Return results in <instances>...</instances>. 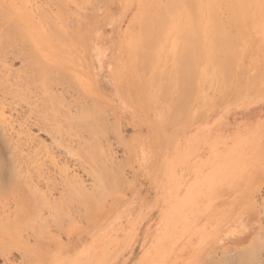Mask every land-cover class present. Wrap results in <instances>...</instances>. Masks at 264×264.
<instances>
[{
	"label": "rangeland",
	"instance_id": "rangeland-1",
	"mask_svg": "<svg viewBox=\"0 0 264 264\" xmlns=\"http://www.w3.org/2000/svg\"><path fill=\"white\" fill-rule=\"evenodd\" d=\"M61 1L72 15L68 14L74 16L72 0H0V180L9 188L11 185L7 194L6 184L1 180L0 202L6 203L10 210L17 209L19 215L23 212L44 217L35 221L40 225L39 228L34 225V232L19 231L16 242L27 241L34 247L41 239L55 236L63 246H80L105 231L112 240L108 245L111 251L125 247L112 264H134L156 237L162 195L174 192L184 197L204 173L215 174L210 172L217 162L223 171L218 169L216 187L209 189L208 182L200 183L204 189L201 198L210 199L211 203L203 208L198 222L221 219L222 236L229 227H234L251 232L249 241L260 234V241L252 248L250 242L225 250L218 248L202 264L211 261V264H264V0H213L216 7L212 9L198 2L196 6L192 2H188L189 6L188 3L172 6L171 0H159L153 7L165 10L163 14L161 9L157 10L162 15L156 11L151 17L153 21L155 18L156 27L149 21L152 23L149 26L156 29L154 33L150 32L153 29L148 30L146 43L152 46L147 48L146 43L134 46L141 36L140 25L133 26L134 32L130 30V21L139 11L138 5L132 4L134 0H105L107 7L101 3L104 0L100 1L105 7L102 5L97 15L89 19L90 27L85 32H80L75 18L61 10ZM234 1H243L244 8L242 5L238 8L239 3ZM241 6L247 13L241 11ZM238 20L247 23L243 25ZM53 29L79 35L64 45L66 49L51 55V46L60 44L59 40L45 39L47 33L57 32ZM158 34L163 41L160 44ZM135 36L136 41L132 39ZM41 42L46 49L35 50V44ZM172 43L174 50L169 47ZM137 46L150 52L146 60L141 58L142 65L146 64L141 65L143 68L152 65L144 68L142 75L129 70L127 62L128 51L131 48V52L137 53ZM97 49L103 51L100 62L95 59ZM61 54L66 55L64 65H56ZM34 61H40L38 70L42 75L46 73L42 80L30 75L37 70ZM48 65L56 68L51 71L54 74L43 71L50 69ZM26 77L32 80L34 77L33 83H40L32 84ZM46 77L48 80H44ZM57 79L59 83H55ZM41 85L58 102L55 111L58 119L70 117V122L62 127V135L57 137L59 141L69 136L75 138L70 152L57 142L59 147L56 146L49 129L43 127L45 119L51 123L44 118L51 116V108L42 106L45 102L38 91L44 88ZM33 96L41 103L35 102ZM73 96L79 97L83 107L68 106L76 99ZM85 108L90 113H85ZM93 112L100 116L89 115ZM89 123L96 131L91 129L95 133L87 136L90 132H85L84 126ZM91 125H87L89 131ZM189 144H194L192 150ZM168 162L176 170L175 180L166 189ZM101 174H105L103 183L97 179V176L103 179ZM64 180L68 185L75 184L72 191L70 188L67 193L62 191ZM15 184L25 191L28 186L38 185L40 190L32 194L39 200V209L37 206L32 209L36 210L34 213L23 204L16 207L10 193L21 197L22 191L18 187L14 192ZM81 186H85L86 192L92 191L89 194L95 189V197L84 199L79 194L84 188L79 189L81 192L76 189ZM16 227L3 225L6 240L11 241ZM187 228L181 227L184 233ZM50 247H55V243ZM227 250L230 252L223 253ZM21 254L18 249L10 255L12 264H30ZM35 256L32 254L29 260H35ZM0 264H6L3 257Z\"/></svg>",
	"mask_w": 264,
	"mask_h": 264
},
{
	"label": "bare ground",
	"instance_id": "bare-ground-1",
	"mask_svg": "<svg viewBox=\"0 0 264 264\" xmlns=\"http://www.w3.org/2000/svg\"><path fill=\"white\" fill-rule=\"evenodd\" d=\"M100 1H102V0H72V2L74 3V7H75V10H76V14L74 15V16H72L71 17V13L70 12H67V8H66V5L64 4V7H63V2L61 1L60 3H62V4H60V8H61V10H64L63 12H67V14L68 13H70V14H68V15H70L69 17H71L73 20H74V18L76 19V22H77V25H79V30H80V32H85L90 26V24L88 23L89 22V19L90 18H93L94 16H96L97 15V11L100 9V7L103 5V4H105V6L107 5L106 3H104L105 2V0L104 1H102L101 3H103L102 5L100 4ZM155 1V2H154ZM162 1V0H161ZM164 1V0H163ZM167 1V0H166ZM194 1H195V3H194ZM223 1V0H222ZM233 1V0H232ZM231 1V2H232ZM245 1H247V0H245ZM244 1V2H245ZM253 1V0H252ZM251 1V2H252ZM99 2V3H98ZM157 2H159V0L157 1V0H134V2H132V4L133 5H138V12H136L134 15H133V18H132V20L130 21V26H132V28L130 29L132 32H134L135 31V28H133V26H135L136 27V25H140V33H139V35L141 34V36L139 37V38H137L138 39V41H136V37L137 36H135V37H133L132 39H134V41H136L135 42V45L134 46H136L138 43H146V40H147V37H148V34H149V32H148V30L150 29H153V30H151L150 32L151 33H154V32H152V31H155V29L156 28H154L153 26H155L156 27V20H155V18H154V21H153V19H151V17L154 15V13H156L157 14V12H160L159 14L160 15H162L163 14V12H164V8L163 9H161V4H160V8H158V9H156V7L154 8L153 6H155V5H158V3ZM168 2H170V0H168ZM167 2V3H168ZM188 2H192L194 5L196 4V2H198L200 5L202 4V5H204V4H207V5H209V6H207V7H209L210 9H212V7H214L215 6V4L213 3L214 1L213 0H193V1H187V0H171V4L170 5H172V6H174V5H179V6H181V5H186ZM236 2H238L239 3V1H236ZM235 1H234V3H236ZM58 3V2H57ZM117 3V2H116ZM155 3V4H154ZM157 3V4H156ZM242 3H243V1H242ZM242 3L240 2L239 3V6H238V8L240 7V5H242ZM166 4V3H165ZM193 4H191V5H193ZM198 4V5H199ZM237 4V3H236ZM59 5V4H58ZM188 6H189V3L187 4ZM186 5V6H187ZM227 5V4H226ZM246 5H248V4H246ZM104 5H103V7H105ZM108 6V5H107ZM106 6V7H107ZM132 6V5H131ZM164 6V5H163ZM162 6V7H163ZM196 6V5H195ZM243 6V5H242ZM242 6H241V9H243L244 8V6H243V8H242ZM250 6H252V5H250ZM164 7H166V8H168L169 9V7H167V6H164ZM171 7V6H170ZM216 7V6H215ZM226 7V6H225ZM60 8H59V10H60ZM64 8H66V9H64ZM155 9V10H151V9ZM201 8V7H200ZM233 8H235V5L233 6ZM237 8V9H238ZM245 8H246V6H245ZM253 8H254V6H253ZM252 7H251V9H253ZM101 9H102V7H101ZM161 9V11H162V14H161V11H157V10H160ZM171 9V8H170ZM175 9V8H174ZM236 9V8H235ZM105 10V9H104ZM246 10H247V8H246ZM151 11H153V12H151ZM157 11V12H156ZM241 11H245L244 9L243 10H241ZM104 12V11H103ZM172 12V11H171ZM170 12V13H171ZM238 12H240V11H238ZM237 12V13H238ZM246 12V11H245ZM248 12H250V11H248ZM247 13V12H246ZM246 13H244L245 15H247ZM96 14V15H95ZM158 14V15H159ZM232 14H233V12H232ZM241 14V12L239 13V15ZM249 14V13H248ZM159 15V16H160ZM168 15H171V14H169L168 13ZM167 14H166V16H168ZM234 15V14H233ZM243 15V14H242ZM235 16V15H234ZM248 16V15H247ZM246 16V17H247ZM68 17V16H67ZM68 17V18H69ZM160 17H162V16H160ZM164 17V16H163ZM162 17V18H163ZM236 17V16H235ZM238 18H239V16H237ZM243 17V16H242ZM164 18H166V17H164ZM170 18V17H169ZM70 19V18H69ZM167 19V18H166ZM171 19V18H170ZM169 19V20H170ZM243 19V18H242ZM246 19V18H245ZM68 20V19H67ZM72 20V21H73ZM91 20V19H90ZM152 21V23H154V25L152 26V28L150 27L151 26V24L149 23V21ZM160 20L161 19H159V21L157 22V23H161L162 22V20H161V22H160ZM173 20V19H172ZM244 20V19H243ZM252 20V19H251ZM69 21V20H68ZM112 21H114V20H112ZM163 21H165V20H163ZM238 21H242V20H238ZM74 23V22H73ZM241 23V22H240ZM242 23H243V21H242ZM245 23H247V22H245L244 21V23H243V25H245ZM250 23V22H249ZM169 24H170V22H169ZM168 24V25H169ZM74 25V24H73ZM73 25H71V26H73ZM150 25V26H149ZM158 25V24H157ZM171 25V24H170ZM238 25V24H237ZM247 25V24H246ZM250 25V24H249ZM55 27H57L56 26V24L54 25ZM75 26H76V24H75ZM242 26V25H241ZM68 28H70V23H69V25L67 26ZM149 27V28H148ZM162 27V26H161ZM163 27H165V26H163ZM166 27H167V25H166ZM166 27H165V29H166ZM240 27V26H239ZM168 28V27H167ZM53 30H60V29H53ZM159 30H161V29H159ZM249 30V29H248ZM161 31H164V30H161ZM161 31H159V32H161ZM58 32V31H57ZM57 32H53V33H51V32H49V33H47L46 34V36H45V39H49V41H58L59 40V45H58V43L56 44H53L52 46H51V48H50V54L52 55L53 53H55V52H57V51H63V49H66L67 48V46L66 47H64V45L66 44V43H68V41H70V43H72L73 41H74V38L75 37H77L78 35H79V32H73V34L70 32V31H65V32H63V30L62 31H59L58 33ZM105 32V31H104ZM158 32V33H159ZM150 33V34H151ZM134 34V33H133ZM157 34V33H156ZM161 34V33H160ZM58 35L60 36V39H59V37H58ZM136 35V34H135ZM151 35H153V34H151ZM131 36V35H130ZM160 35L158 34V38H160L159 37ZM163 36V34L161 35V37ZM151 37H153V36H151ZM155 37H156V35H155ZM155 37H154V39H155ZM149 38V37H148ZM164 38V37H163ZM171 39V38H170ZM151 40H152V38H151ZM158 40H160V42H158L159 44L161 43V41H162V39L160 38V39H158ZM42 41H43V39H42ZM141 41V42H140ZM148 41V40H147ZM154 41L152 40V43H153ZM156 42V41H155ZM163 42V41H162ZM151 43V42H150ZM169 43V42H168ZM147 44V43H146ZM43 45H44V42H41V44L40 45H36L35 44V47H33V48H35V50L36 49H41V50H43V49H46V47L44 48L43 47ZM141 45V44H140ZM168 45V44H167ZM172 45H174V43H172L171 44V46L169 45V47L171 48L172 47ZM45 46V45H44ZM98 46V45H97ZM145 46V45H144ZM149 46H152V45H149V42H148V44L145 46V48H147V47H149ZM133 47V46H132ZM168 47V48H169ZM156 48V47H155ZM137 53H133V52H131L130 50H131V48H130V50L128 51V53H127V55H128V57L129 58H127L128 59V66H129V70H131V69H134V70H137V74L139 73L140 75H142L143 74V71L142 70H145L146 69V67L148 66H146V67H142L143 65H146V64H143L142 65V63H141V58H145V60H146V58H147V53H148V51H146V52H144L145 51V49H144V47L142 46V48L139 46H137ZM150 49V48H149ZM149 49H146V50H149ZM152 49V48H151ZM166 49V48H165ZM171 49H175V46H173ZM34 50V49H33ZM93 50V49H92ZM97 50H99V49H97ZM66 51V50H65ZM69 51V50H68ZM166 51V50H165ZM45 52V51H44ZM85 52V51H84ZM155 52V51H154ZM158 52V51H157ZM39 53V52H38ZM62 53V52H61ZM150 53V52H149ZM148 53V54H149ZM171 53V52H170ZM44 54V53H43ZM63 54V53H62ZM61 54V56L59 57L60 58V60L59 61H57L56 60V65H62L63 63H64V58H65V56H63ZM96 55V57H95V59L98 61V62H100L101 61V59H102V54H103V51L102 50H99V51H97L96 53H95ZM158 54V53H157ZM154 55V54H153ZM155 56V55H154ZM153 56V57H154ZM138 57V58H137ZM150 57V56H149ZM54 59V58H53ZM56 59V58H55ZM54 59V60H55ZM137 59L139 60V62L137 61ZM149 59V58H148ZM147 59V60H148ZM24 60V59H23ZM39 60V59H38ZM150 61V60H149ZM35 63H33L34 64V66L33 67H35V68H37V70H32L31 72L34 74V75H32V73L30 74L31 76H34L35 77V75L37 76L36 78H37V80H39V78H40V80H42L41 79V77L43 78L44 77V75H46V73L45 72H47V74L49 75V73L52 71V70H54L55 71V69L53 68V67H49V66H51V65H48V68L47 69H49V70H43V71H45L44 73L45 74H43L42 75V73H41V71L40 70H38L39 69V63H40V61H38V62H36V61H34ZM63 62V63H62ZM113 63V62H112ZM149 63V62H148ZM151 63H152V60H151ZM65 64H66V62H65ZM64 65V64H63ZM142 65V66H141ZM118 66H119V63L116 65V70L118 69ZM141 66V67H140ZM150 66H152V65H150ZM150 66H148L147 68H149ZM111 67V66H110ZM143 68V69H141L140 70V68ZM53 68V69H52ZM112 68V67H111ZM151 68V67H150ZM60 69V68H59ZM114 70H115V68H114ZM34 71H35V73H34ZM60 71V70H59ZM57 72V71H56ZM56 72H55V74H56ZM52 73V72H51ZM52 74H54V73H52ZM51 74V75H52ZM64 74H67V72L66 73H64ZM56 75H58V74H56ZM60 75V74H59ZM1 76V75H0ZM26 76V75H25ZM62 76V75H61ZM60 76V77H61ZM69 76V75H68ZM34 77H32L33 78V80L35 81V79L36 78H34ZM39 77V78H38ZM48 77V76H47ZM46 77V78H47ZM51 77H53V76H51ZM63 77V76H62ZM142 77V76H141ZM54 78V77H53ZM55 78H57V76H55ZM59 78V77H58ZM63 78H65V77H63ZM28 79V77H26V80ZM52 79V78H51ZM71 79V78H70ZM69 79V80H70ZM72 79H73V77H72ZM28 80H32L31 78L30 79H28ZM31 81L32 82V84H37L39 81H37V83H33L34 81ZM44 80H48V78L47 79H44ZM55 80V79H54ZM58 80V79H57ZM59 80H60V78H59ZM59 80L58 81H55V83L57 82V83H59ZM66 80V79H65ZM147 80H149V79H147ZM61 81H62V79H61ZM74 81V80H73ZM17 82L19 83V80H17ZM21 82V81H20ZM30 82V83H31ZM63 82H64V80H63ZM152 82H154V81H152ZM40 83V82H39ZM49 83H51L50 82V80H49ZM60 83H62V82H60ZM72 83H75V82H72ZM71 83V84H72ZM46 84V83H45ZM66 84V83H65ZM64 84V85H65ZM69 83H67V86L69 87V85H68ZM1 85V84H0ZM20 85V84H19ZM39 85V87H40V84H38ZM37 85V86H38ZM64 85H62L63 87H64ZM75 85H77V84H75ZM27 86V85H26ZM42 86V85H41ZM48 86V85H47ZM58 86V85H57ZM56 86V87H57ZM61 86V87H62ZM66 86V85H65ZM39 87H37V89L39 88ZM42 87H44V86H42ZM60 87V86H59ZM60 87V88H61ZM2 88H3V86H2ZM24 88V87H23ZM41 88V87H40ZM39 88V92H40V94H39V98L40 99H42L45 103L42 105V106H44V105H49V108H51L50 110H51V116L50 115H48V117L46 116V117H44V118H47V120H48V118L51 120V123H50V121H46V119H45V122H43L44 123V125H43V127L44 128H47V129H49L48 130V132L50 133V134H52V136H53V139H55L54 141H53V139H52V141L55 143V142H57L58 144H60V145H63V146H66L65 147V149L64 150H66V149H68V151L67 152H70V151H72V145H73V143L72 142H74L75 141V138H73L72 136H69L67 139H65L64 137H62V138H64V140L62 141V140H58L57 139V137L59 138V135H62V127H63V125H64V123L65 124H67V123H69L70 121H69V119H68V117H64L63 119H61V118H59L58 119V116L59 115H57V113L55 112L56 111V108H57V105H58V102H54L53 101V98H52V96H50L51 94H50V91H49V89L46 87H44V88H42V89H40ZM70 88V87H69ZM153 89V88H152ZM68 91V90H67ZM4 92V91H3ZM60 92V91H59ZM58 92V93H59ZM60 93H63V92H60ZM18 95H20V94H18ZM31 95V94H30ZM36 95V94H35ZM59 95V94H58ZM67 95V94H66ZM69 95V94H68ZM132 96L134 95V94H131ZM60 96V95H59ZM26 97H28L27 95H26ZM73 97H75V96H73ZM134 97V96H133ZM132 97V98H133ZM33 98H34V96H33ZM56 98V97H55ZM76 99L73 101V99H72V104L70 103V104H68V106L70 105V106H72L73 107V105L74 106H78V104L80 103V100H79V97H75ZM135 98H137L136 96H135ZM140 98V97H139ZM35 99V98H34ZM33 99V100H34ZM57 99H59V97H57ZM61 99V98H60ZM58 100V101H61V100ZM70 99V100H71ZM138 99V98H137ZM136 99V100H137ZM151 100L150 101H152V97L150 98ZM35 100H37V101H35V102H37V103H41L38 99H35ZM62 100H64V99H62ZM92 100H93V98H92ZM31 101H32V99H31ZM39 101V102H38ZM65 101V100H64ZM68 101V100H67ZM67 101H66V104H67ZM133 101H135V100H133ZM138 101V100H137ZM26 102H29V100L27 101L26 100ZM32 102H34V101H32ZM62 102V101H61ZM60 102V103H61ZM69 102V101H68ZM141 103V102H140ZM32 104V103H31ZM88 104V103H87ZM138 104H139V102H138ZM150 104V103H149ZM80 105V104H79ZM141 105H142V103H141ZM41 106V105H40ZM64 106V105H63ZM81 107H83V105H80ZM145 106V105H144ZM152 106V105H151ZM45 107H47V106H45ZM58 107H59V105H58ZM85 107V106H84ZM31 108H32V106H31ZM41 108V107H40ZM39 108V109H40ZM43 108V107H42ZM66 109H68V107L66 108ZM65 109V110H66ZM42 110V109H41ZM43 110H44V108H43ZM57 110H59V108L57 109ZM84 110V108L83 109H80V112L82 113V111ZM37 111V114H38V110H36ZM40 111V110H39ZM44 111H46V109L44 110ZM61 111V110H60ZM86 111V112H85ZM85 113H90V111L88 112L87 111V108H85ZM41 112V111H40ZM39 112V113H40ZM43 112V111H42ZM64 112V111H63ZM45 113V112H44ZM43 113V114H44ZM49 113V112H48ZM47 113V114H48ZM54 113H56V115H54ZM65 113V112H64ZM64 113H62L63 114V116H64ZM67 113V112H66ZM76 113H77V111H76ZM94 113H96V112H93V113H91V114H89V115H92V116H97V114L96 115H93ZM36 114V113H35ZM61 114V113H60ZM68 114H69V111H68ZM65 115H67V114H65ZM70 115V114H69ZM80 115V114H79ZM83 115H87V114H83ZM89 115H87V116H85L86 118H89L90 119V116ZM99 116H100V114H98ZM102 115V114H101ZM24 116V115H23ZM39 116V115H38ZM42 115H40L39 117H41ZM44 116H45V114H44ZM62 116V115H61ZM72 116V115H71ZM82 116V115H81ZM89 116V117H88ZM99 116H97V117H99ZM2 117V114L0 113V121H1V118ZM36 117H37V115H36ZM72 117H74V116H72ZM75 117H77V116H75ZM70 118V117H69ZM85 118V119H86ZM40 119H42V118H40ZM97 119V121H98V119L99 118H96ZM101 120H102V117L100 118ZM99 119V120H100ZM84 120V119H83ZM87 120V119H86ZM40 121V120H39ZM74 121V120H73ZM77 121H79V120H77ZM85 121V120H84ZM91 122V121H90ZM96 122V121H95ZM101 122V121H100ZM37 123V122H36ZM72 123V122H71ZM91 123H93V122H91ZM77 124V123H76ZM83 124V123H82ZM72 125V124H71ZM78 125V124H77ZM88 126L89 125H91L90 123L89 124H87ZM87 125L85 124V126H84V129H85V132H87V130H88V132H90V133H88L87 134V136L88 135H92L93 133H95V132H92L91 133V129H93V125H91V127H88V128H90V131H89V129H87ZM76 127V126H75ZM80 127V125L79 126H77V128H79ZM81 127H83V126H81ZM94 127H95V125H94ZM47 129H46V131H47ZM83 130V129H82ZM94 130V129H93ZM81 131V130H80ZM94 131H96V129L94 130ZM81 132H83V131H81ZM84 132V133H85ZM98 132V131H97ZM96 132V133H97ZM81 134V133H80ZM97 135V134H96ZM95 135V136H96ZM76 136V135H75ZM29 137V136H28ZM82 137V136H81ZM92 137V136H91ZM86 138H89V137H86ZM85 138V139H86ZM90 139V138H89ZM88 139V140H89ZM81 141H82V139H81ZM94 141V140H93ZM93 141H91V143L93 142ZM42 142V141H41ZM77 142V141H76ZM86 142H87V140H86ZM85 142V143H86ZM81 143H83V142H81ZM58 144H56L55 143V145L57 146ZM84 144V143H83ZM190 145V149L192 150L193 149V147H194V144H189ZM58 147H59V145H58ZM91 147V146H90ZM101 148V147H100ZM93 149V148H92ZM88 150H86V152H87ZM91 151V150H90ZM94 151V150H93ZM89 153V152H88ZM90 161V160H89ZM0 163H2L1 162V160H0ZM89 163V162H88ZM93 164V163H92ZM92 164H90V165H92ZM97 164H99L98 162H97ZM1 166H2V164H1ZM0 166V167H1ZM104 166V165H103ZM219 166H221V164H219ZM2 169V167L0 168V170ZM4 169V168H3ZM212 169L214 170L213 172H210V173H215L214 175L213 174H208V175H206L205 173L202 175V177H199V183L198 184H193V186L189 189V190H187V193L185 194V196L184 197H179L178 195H177V193H174V192H170L169 194L167 193L166 195H162V202H163V206L161 207V209H160V219H159V223H158V227H159V229L158 228H156V230H158V232H156V237H154V239L153 240H151L149 243H148V245L147 246H145V249L142 251V253L140 254V256L138 257V259L135 261V263L134 264H202V262H204V260L205 259H207V258H210L211 256H212V254L219 248H222V249H228V247L229 246H232V245H234L233 247H237V246H241V244H244V243H247V242H250V248H252L254 245H256V242L257 241H260L259 239H260V234L259 235H255L253 238H252V240L251 241H249V237H250V235H251V232H249V233H246L245 232V230H237L236 228H234V227H229V229L225 232V234L222 236L220 233H221V229H220V222L219 221H221V219H218V221L216 220V222H214V221H210V222H206V223H203V224H200L199 222H198V216L200 217V215L202 214V212H203V208H205V207H207V206H209V204L211 203V201H210V199H206V198H201V192L203 193V190L204 189H201V182L203 181V182H208L207 184L209 185L208 186V188L210 189L211 187H216V176H217V173H219V170L220 171H223L222 169H219L218 167H217V162L215 163V167H212ZM219 169V170H218ZM86 170V169H85ZM175 170H176V168H175V166L172 164V163H170V162H168V164H167V166H166V169H165V184L167 185V186H165V188L166 189H169L170 188V184L175 180V175H174V173H175ZM229 170V169H228ZM88 173V172H87ZM0 175H1V173H0ZM102 175V178H103V176H105V174L103 175V174H101ZM2 176H3V174H2ZM18 176V175H17ZM100 176V175H99ZM67 177V176H66ZM73 177V176H72ZM96 177V176H95ZM101 177V176H100ZM100 177H98L97 176V179L100 181H102L101 183H103V181H104V178L103 179H99ZM0 178H1V176H0ZM71 178V177H70ZM69 178V181H71V179ZM76 178V177H75ZM106 178V177H105ZM5 179V178H4ZM97 179H96V181H97ZM2 180V182L4 181L3 179H1ZM1 180H0V185L1 184H3V183H1ZM7 180H8V178H7ZM68 180V179H67ZM77 180H79V177H78V179ZM95 181V182H96ZM8 182V181H7ZM10 182V181H9ZM82 182V181H81ZM65 183H67V184H65ZM4 184H6V189H5V193H7L8 194V190L7 189H9V192H10V188H11V185H10V188L8 187V185H7V183H5V181H4ZM11 184V183H10ZM33 184V183H32ZM62 184H64V186L62 185ZM61 185L63 186V188H62V191L63 192H69V191H66V190H68L69 188H70V190H71V187H73V186H75V184L73 183V185H71V183L68 185V182H65V180H64V183H62ZM203 184V183H202ZM205 184V183H204ZM30 185H31V183H30ZM34 185V184H33ZM84 185V184H83ZM36 186H38V185H36ZM36 186H33V188L31 187V186H28V190L27 191H25L24 189L25 188H21L20 187V185H18L17 184V187H16V184L13 186V191L15 192V191H17V190H19L18 189V187H20L21 188V191H22V196L20 197H16L15 196V193H10V195H13V199H14V202H16V207L20 204H23V205H25L26 206V208H28V210L29 211H31V213H34L36 210H34V211H32V209L33 208H35L36 206H37V204H38V202H39V200H37V199H34L33 198V196H32V194H33V192L34 193H36L35 191L37 190H40L39 189V187H36ZM55 186H57V185H55ZM94 186V185H93ZM92 186V187H93ZM95 186H96V184H95ZM94 186V187H95ZM194 186H197L196 187V189L194 190ZM204 186V185H203ZM2 187V186H1ZM8 187V188H7ZM16 187V188H15ZM85 186H81V188L80 187H76V189L78 188V190L79 189H81V191H82V189L84 188ZM91 187V189H94V188H92ZM3 188H4V185H3ZM30 188H31V190H30ZM38 188V189H37ZM58 188V187H57ZM15 189H17V190H15ZM53 189V188H52ZM55 189H56V187H55ZM76 189H74V190H76ZM78 190H76V191H78ZM84 191H80L79 190V192H81V193H79L81 196H83V198L84 199H86V198H88V199H92V197H95V196H93V194H95V189L93 190V193L92 194H89L90 192H92V191H90V192H86L87 190L84 188L83 189ZM72 191V190H71ZM70 191V192H71ZM98 191V190H97ZM53 192H54V190H53ZM53 194V193H52ZM61 194L62 195H64L62 192H61ZM25 196V197H24ZM170 199V200H169ZM36 201V202H35ZM49 202V201H48ZM50 202H52V201H50ZM49 202V204H52V203H50ZM36 203V204H35ZM4 204V205H3ZM53 205V204H52ZM37 208L39 209V207L37 206ZM17 210V209H16ZM16 210L15 211H13V210H10V208H9V206L6 204V203H2V202H0V257H3L4 259H5V263L6 264H12V262L10 261V255L16 250H21V252H22V254H23V259L24 260H26L27 262L29 261L30 262V264H112L114 261H115V259L118 257V255H120V254H122L123 252H124V250H125V247H123V246H120L119 248H117V250L116 251H111L110 249H109V242H111L112 240H109V238H110V236H108V235H106V232L105 231H102L100 234H98V235H94L92 238H91V241L89 242V243H87V244H81L80 246H73V245H70V246H63V245H61V243L59 244V243H57L59 240L55 237V236H47V237H45V239L43 238V239H41L42 241H39V242H37L36 243V245L33 247L30 243H28L27 241L26 242H23V243H18V242H16V240H18V238H17V235H19L20 234V232L19 231H23V230H29V231H31V232H34V225L36 224V227L37 228H39V225H40V223H35V221H39V220H42L44 217L42 216V215H27L26 213H23V212H21L22 214L21 215H19L17 212H16ZM222 217H223V215H222ZM223 219V218H222ZM5 221V222H4ZM10 224H14V225H16L17 227L15 228V230H14V232H13V234L11 235V241H9V240H6L5 239V236L3 235V229H2V227H3V225H6V226H8V225H10ZM23 225V226H22ZM43 226V228L42 229H44L45 228V224H43L42 225ZM183 226H187L188 228H187V230H186V232L184 233L182 230L183 229H181V227H183ZM263 227V226H262ZM185 228V227H184ZM263 229H264V227H263ZM184 233V234H183ZM179 234V235H178ZM177 235H178V237H177ZM126 239H128V238H126ZM52 243H55V247H50V244H52ZM258 244H261V243H258ZM122 245V244H121ZM124 245V244H123ZM128 245V244H127ZM126 245V246H127ZM247 245V244H246ZM42 246V247H41ZM244 246V245H243ZM252 246V247H251ZM35 248H36V256H35ZM127 248V247H126ZM230 248V247H229ZM231 249H233V248H231ZM136 250V249H135ZM219 251V250H218ZM229 250H227V251H225V252H223V253H227ZM232 251H234V249L232 250ZM230 252V251H229ZM220 253V252H219ZM21 254V255H22ZM33 254V256H35V260H33V261H31V260H29L30 258H31V255ZM233 256V255H232ZM212 262V261H211ZM211 262L209 263V264H211ZM213 262H215V261H213ZM122 264V263H121Z\"/></svg>",
	"mask_w": 264,
	"mask_h": 264
}]
</instances>
